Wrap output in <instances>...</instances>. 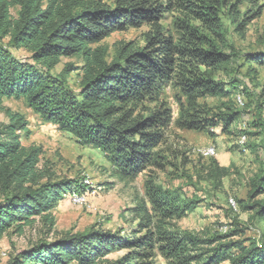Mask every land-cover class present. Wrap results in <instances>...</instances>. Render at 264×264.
Returning <instances> with one entry per match:
<instances>
[{"label": "trees", "instance_id": "16d2710c", "mask_svg": "<svg viewBox=\"0 0 264 264\" xmlns=\"http://www.w3.org/2000/svg\"><path fill=\"white\" fill-rule=\"evenodd\" d=\"M259 1L114 0L109 5L103 0H0V111L7 118L0 122V240L9 232L22 233L36 219L46 228L45 238L13 253L6 264H157L158 258L168 264H264V240L246 237L249 227L235 218L227 231L183 229L180 220L202 200L180 187L162 186L151 174L171 164L165 147L172 127L234 134L243 113L234 97L240 84L219 75L240 57L264 66V50L241 54L230 31L234 27L243 34L261 16ZM142 28L139 39L119 42L109 59L103 40ZM11 48L30 56L19 59ZM64 58L80 63L53 74ZM73 71L79 75L77 90L67 80ZM10 98H23L42 121L100 151L117 181L133 182L147 174L144 195L122 214L127 230L93 225L49 238L56 232L55 208L88 186L57 177L42 162V147L25 145L29 121L4 105ZM253 106L254 125L264 132V92ZM208 173L204 179L221 185L228 171L212 160ZM261 195L264 169L251 179L249 200L236 201L252 213V222L264 221V201L253 202Z\"/></svg>", "mask_w": 264, "mask_h": 264}, {"label": "rangeland", "instance_id": "374dc122", "mask_svg": "<svg viewBox=\"0 0 264 264\" xmlns=\"http://www.w3.org/2000/svg\"><path fill=\"white\" fill-rule=\"evenodd\" d=\"M103 1L109 5L114 3V0ZM259 4L263 7L261 16L253 19L243 34L237 33L234 27L230 30L236 50L243 55L246 52L264 50V0H260ZM244 7L247 8V5ZM17 12V8L12 10L14 16H17ZM145 30L146 28L115 32L103 40L101 44L108 48L109 59L115 55L119 42L139 39ZM11 52L19 59H28L30 56V53L23 49L11 48ZM68 63L79 64L80 61L77 58H64L52 73L55 75L60 73ZM228 68V71L221 73L219 77L225 81L238 79L240 85L234 97L238 108L243 111L240 120L233 126L234 134L220 135V131L216 130V135L211 136L203 132L172 127L168 145L165 147L169 148L165 155L171 164H167L164 170L154 169L151 174L157 177L158 183L162 186L180 187L187 196L202 200L194 212L180 220L179 224L183 229L196 232L211 229L227 231L231 229L232 220L235 218L249 227L246 230V237L264 240V221L252 222L250 211H243L240 203L234 208L230 201L249 200L251 179L264 169V132L254 125L258 115L253 106L257 97L264 92V66L247 63L240 57ZM230 70L233 72L229 73ZM67 80L73 89H78L79 75L76 71L69 73ZM168 99L174 115L177 116L178 106L172 92L168 93ZM4 105L27 118L30 135L25 140V145L41 146L42 162H48L57 177L82 181L89 179L91 182L92 188L87 187L84 192L87 193L85 203L72 202L69 194L55 208L53 213L56 219L54 227L56 232L49 236L50 239L67 231L82 232L93 225L111 230H127L130 227L124 223L122 214L137 196L144 195L146 173L141 174L133 182H119L112 176V165L100 151L80 144L77 139L60 131L56 126L42 121L23 98L5 99ZM6 121V115L0 111V122ZM242 132L243 134L249 132L247 142L252 145L251 148L246 145L245 151L238 145ZM211 145L217 148L216 155L204 156L203 148ZM172 151L176 154L174 155ZM180 153H185L187 160L184 161ZM212 160H216L228 171L221 185H217L213 180L204 179L209 174ZM185 175L191 176V180ZM191 182L194 185H191ZM258 200L264 201V195L255 198L253 202ZM219 224L224 227L220 228ZM45 236L46 228L39 219H36L34 225L25 227L22 233L9 232L0 240V264H6L13 253L28 248ZM120 254H114L110 258H116ZM157 264L168 263L163 258H158Z\"/></svg>", "mask_w": 264, "mask_h": 264}, {"label": "built area", "instance_id": "2783aa9c", "mask_svg": "<svg viewBox=\"0 0 264 264\" xmlns=\"http://www.w3.org/2000/svg\"><path fill=\"white\" fill-rule=\"evenodd\" d=\"M239 101L242 103L241 98H239ZM246 142H247V136L243 134L242 136H240V138L238 140V145L244 151L246 150ZM216 153H217V148L215 146H213V145L207 146V147L203 148V150H202V154L204 156H206V157H210V156L216 155ZM82 183H84L88 187L91 186V188H92V185H91V182H90L89 179H84L82 181ZM69 196H70L72 202H75V203H85L86 199H87V193L78 192V191H74ZM230 201H231V205L234 208H236L237 207L236 201L233 200V199H231Z\"/></svg>", "mask_w": 264, "mask_h": 264}]
</instances>
